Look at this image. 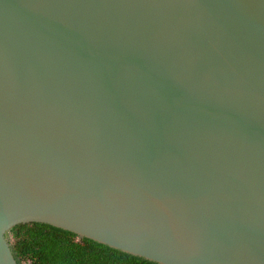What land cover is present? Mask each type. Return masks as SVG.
I'll use <instances>...</instances> for the list:
<instances>
[{
    "label": "water",
    "instance_id": "1",
    "mask_svg": "<svg viewBox=\"0 0 264 264\" xmlns=\"http://www.w3.org/2000/svg\"><path fill=\"white\" fill-rule=\"evenodd\" d=\"M34 223L264 264V0H0V264Z\"/></svg>",
    "mask_w": 264,
    "mask_h": 264
},
{
    "label": "trees",
    "instance_id": "2",
    "mask_svg": "<svg viewBox=\"0 0 264 264\" xmlns=\"http://www.w3.org/2000/svg\"><path fill=\"white\" fill-rule=\"evenodd\" d=\"M8 237L18 264H156L46 224L19 225Z\"/></svg>",
    "mask_w": 264,
    "mask_h": 264
}]
</instances>
